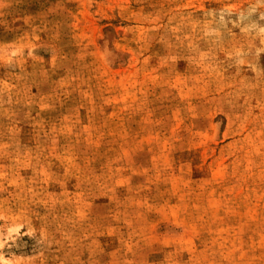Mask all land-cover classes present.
<instances>
[{"label":"rangeland","instance_id":"obj_1","mask_svg":"<svg viewBox=\"0 0 264 264\" xmlns=\"http://www.w3.org/2000/svg\"><path fill=\"white\" fill-rule=\"evenodd\" d=\"M0 264H264V0H0Z\"/></svg>","mask_w":264,"mask_h":264}]
</instances>
